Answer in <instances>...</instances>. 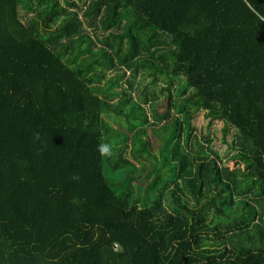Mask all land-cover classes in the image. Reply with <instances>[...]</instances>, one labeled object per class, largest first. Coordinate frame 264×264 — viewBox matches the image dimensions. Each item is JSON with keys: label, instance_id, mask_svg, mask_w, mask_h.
Masks as SVG:
<instances>
[{"label": "trees", "instance_id": "obj_1", "mask_svg": "<svg viewBox=\"0 0 264 264\" xmlns=\"http://www.w3.org/2000/svg\"><path fill=\"white\" fill-rule=\"evenodd\" d=\"M0 264H264V0H0Z\"/></svg>", "mask_w": 264, "mask_h": 264}, {"label": "rangeland", "instance_id": "obj_2", "mask_svg": "<svg viewBox=\"0 0 264 264\" xmlns=\"http://www.w3.org/2000/svg\"><path fill=\"white\" fill-rule=\"evenodd\" d=\"M130 105H135L134 102H131ZM148 110V124H150L154 119L163 118L162 116H155V109L158 111H162L163 107L159 105L158 103L151 100V102L146 106ZM163 114V112H160ZM164 115V114H163ZM166 120V119H165ZM164 120V121H165ZM163 121V122H164ZM192 126H194L195 130L194 133H196L201 140V142L207 146L210 147L212 150L214 156H219V161L223 163H227L232 166L234 165V160L229 161L228 157L231 155L232 151L229 150L226 143H231L234 132L231 130V132L225 137V141L222 138L221 134V127L222 122L221 121H214L210 122L209 118L205 116V111L199 112L193 119H192ZM173 127V128H172ZM144 130H149L150 128H147V125L141 126ZM160 132V133H159ZM186 129H183L182 127H178V129L175 131V127L171 125V121L166 124L165 126L161 127L160 130L157 133L150 132V139L155 140L156 142H160V139L162 138L163 141H165L166 144H173L174 142H180V144L184 145V137H185ZM161 136V138H160ZM206 137H209L210 142L205 139ZM160 138V139H159ZM161 139V140H162ZM186 145V143H185ZM187 148L191 150L192 152L196 151V147L194 146V139L191 138ZM217 155H216V154ZM170 163V162H169ZM239 163V161H238ZM248 163L241 160V163L239 165H242L243 167H246ZM171 166V164H166L165 168ZM172 180V179H171ZM152 200H154V196L151 197Z\"/></svg>", "mask_w": 264, "mask_h": 264}, {"label": "clouds", "instance_id": "obj_3", "mask_svg": "<svg viewBox=\"0 0 264 264\" xmlns=\"http://www.w3.org/2000/svg\"><path fill=\"white\" fill-rule=\"evenodd\" d=\"M97 152L102 157H111L113 155L112 145L109 143H100L97 145ZM73 179H79V177L74 175Z\"/></svg>", "mask_w": 264, "mask_h": 264}]
</instances>
